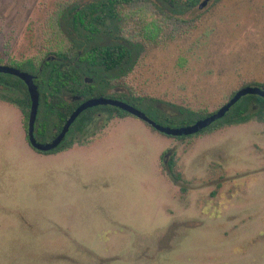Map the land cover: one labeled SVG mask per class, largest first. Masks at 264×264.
I'll use <instances>...</instances> for the list:
<instances>
[{
	"label": "rangeland",
	"instance_id": "1",
	"mask_svg": "<svg viewBox=\"0 0 264 264\" xmlns=\"http://www.w3.org/2000/svg\"><path fill=\"white\" fill-rule=\"evenodd\" d=\"M66 1L0 0L1 65L38 68L53 57L48 18ZM202 1L179 16L191 27L174 36L164 27L148 41L141 30L151 18L124 11L99 37H78L83 46L130 43L131 58L102 72L111 86L96 97L209 115L240 88L264 89V0ZM22 93L0 85V95ZM94 117L71 129V148L40 154L19 110L0 104V264H264L263 123L175 139L132 116ZM170 157L179 182L162 164Z\"/></svg>",
	"mask_w": 264,
	"mask_h": 264
},
{
	"label": "trees",
	"instance_id": "2",
	"mask_svg": "<svg viewBox=\"0 0 264 264\" xmlns=\"http://www.w3.org/2000/svg\"><path fill=\"white\" fill-rule=\"evenodd\" d=\"M199 4L200 0H89L81 7L71 0L59 3L48 18V34L56 47L53 50L54 56L43 59L38 68L29 62L27 64H5L17 69L25 66L28 73L35 76L34 83L40 94V113L38 115L40 120L38 121L37 118L35 120V139L40 143L51 141L60 132L71 112L82 101L97 95L100 96L111 86V79H103L102 72L119 69L123 67V64L126 65L131 58L130 43L83 46L78 41V37L83 36L87 41L99 37L104 28L111 24L121 23L123 18L128 17L124 11L133 12L139 17L151 18L141 30L146 40L154 41L164 32V27H167L168 33L170 32L174 36L187 29L188 26L191 27V23L180 21L179 16ZM0 64L2 63L0 62ZM85 78L87 81L91 80L92 83L85 82ZM0 85L7 90L17 91L19 88L23 90L21 95L14 98L0 95V101L8 103L20 111L25 119L24 129L26 130L30 100L24 84L15 77L0 74ZM74 97H79L81 100H73ZM109 98L140 106L146 110L148 116L162 120L168 126L177 123L181 126L189 125L207 116L205 113L182 108L178 109L177 114L168 116L154 108L151 99L144 100L117 92L111 94ZM97 113L114 114L118 117L130 116L126 112L110 106L87 109L76 118L57 148L49 152L33 150L40 154L66 151L73 145V142L67 138L71 129L79 130L81 126L90 124ZM251 121L264 124V100L248 95L241 98L223 118L208 128L193 135L174 138L198 137L210 134L225 126H239ZM144 124L150 127L146 123ZM53 129L56 130L54 133H52ZM28 146L30 147L29 144ZM162 164L170 178L179 182L180 175L176 170L173 158H164Z\"/></svg>",
	"mask_w": 264,
	"mask_h": 264
},
{
	"label": "water",
	"instance_id": "3",
	"mask_svg": "<svg viewBox=\"0 0 264 264\" xmlns=\"http://www.w3.org/2000/svg\"><path fill=\"white\" fill-rule=\"evenodd\" d=\"M210 0H203L201 5L205 6ZM0 74L10 75L12 77L20 80L27 91L30 107L29 113L27 117V125H26V137L28 144L30 147L39 152H49L57 148L60 143L64 140L67 132L69 131L70 126L76 120V118L85 110L98 107V106H110L117 108L123 112H126L132 117L139 119L140 121L149 125L153 130L158 133H161L165 136L169 137H183L196 134L205 128H208L214 122L220 120L225 116V114L243 97L251 95L257 96L264 100V89L257 86H245L237 90L231 98L219 107L215 112L196 120L192 124L179 126V127H168L163 126L152 119H150L144 112L135 108L134 106L123 102L121 100L112 99V98H104V97H96L89 98L81 102L69 115V117L64 122L60 132L49 142L39 143L36 141L34 137V125L37 116V110L39 106V92L37 89V85L34 83V76L21 71L17 68H13L7 65L0 64ZM87 82V79H85ZM73 100L79 101L81 100L79 97H74Z\"/></svg>",
	"mask_w": 264,
	"mask_h": 264
},
{
	"label": "crops",
	"instance_id": "4",
	"mask_svg": "<svg viewBox=\"0 0 264 264\" xmlns=\"http://www.w3.org/2000/svg\"><path fill=\"white\" fill-rule=\"evenodd\" d=\"M5 104V105H10V104H8V103H5V102H2V101H0V104ZM10 106H12V105H10ZM13 107V106H12ZM15 108V107H14ZM20 112V111H19Z\"/></svg>",
	"mask_w": 264,
	"mask_h": 264
}]
</instances>
